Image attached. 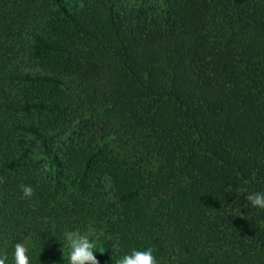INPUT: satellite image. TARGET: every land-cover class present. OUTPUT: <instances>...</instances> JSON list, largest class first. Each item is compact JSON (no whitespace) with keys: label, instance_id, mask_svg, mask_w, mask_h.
I'll return each mask as SVG.
<instances>
[{"label":"trees","instance_id":"16d2710c","mask_svg":"<svg viewBox=\"0 0 264 264\" xmlns=\"http://www.w3.org/2000/svg\"><path fill=\"white\" fill-rule=\"evenodd\" d=\"M22 184L34 189L22 198ZM264 0H0V252L264 264ZM118 242L120 251L113 249Z\"/></svg>","mask_w":264,"mask_h":264},{"label":"clouds","instance_id":"9594fccd","mask_svg":"<svg viewBox=\"0 0 264 264\" xmlns=\"http://www.w3.org/2000/svg\"><path fill=\"white\" fill-rule=\"evenodd\" d=\"M22 198H31L34 189L31 185L22 184L20 186ZM245 193V200L252 208L264 210V189L256 191L241 190ZM61 240L66 248L63 259L66 264H100L94 252L97 249V237L92 228L81 231L80 229H66L61 234ZM34 242L32 238L26 237L18 241L13 246L12 264H33L32 250ZM113 249L120 251L118 242L113 243ZM0 264H8L6 253L0 252ZM115 264H158L155 249L151 246L146 248H131L119 255Z\"/></svg>","mask_w":264,"mask_h":264}]
</instances>
